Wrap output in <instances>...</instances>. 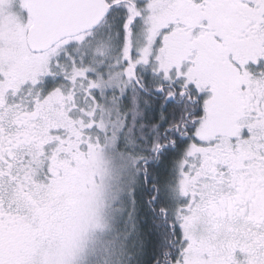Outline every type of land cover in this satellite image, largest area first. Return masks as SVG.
Listing matches in <instances>:
<instances>
[{"label":"snow or ice","instance_id":"obj_1","mask_svg":"<svg viewBox=\"0 0 264 264\" xmlns=\"http://www.w3.org/2000/svg\"><path fill=\"white\" fill-rule=\"evenodd\" d=\"M0 264H264V0H0Z\"/></svg>","mask_w":264,"mask_h":264}]
</instances>
